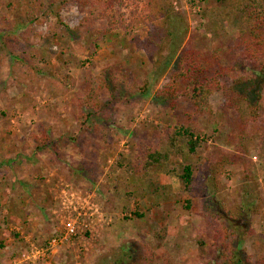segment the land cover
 Returning a JSON list of instances; mask_svg holds the SVG:
<instances>
[{
    "label": "rangeland",
    "instance_id": "374dc122",
    "mask_svg": "<svg viewBox=\"0 0 264 264\" xmlns=\"http://www.w3.org/2000/svg\"><path fill=\"white\" fill-rule=\"evenodd\" d=\"M172 1L182 44L218 52L216 67L250 76L235 49L239 14L226 11L230 0ZM143 2L116 3L124 25L101 40L107 19L82 3L62 7L61 23L47 11L49 3L38 21H29L26 0H0V34L10 31L12 52L0 62V264H111L127 260L123 250L133 252L140 243L154 250L158 264H206L213 257L210 220L219 202L251 207V233L238 244L251 264L264 257V99L259 120L241 139L236 112L220 95L215 116L181 97L174 104L156 98L167 71L157 73V53L141 44L149 31ZM105 66L137 82L150 79L151 90L121 91L87 128L77 98L95 87L108 99V91L93 84ZM65 72L68 87L61 83ZM96 123L104 127L100 133ZM178 123L201 138L197 154L136 173V155L146 146L170 150L166 133ZM220 159L233 162L224 164L221 191L212 196L204 187L213 186L210 169ZM183 161L194 167L193 192L167 171L172 164L180 170ZM77 215L81 232L51 246L50 238ZM163 228L158 240L153 233Z\"/></svg>",
    "mask_w": 264,
    "mask_h": 264
},
{
    "label": "trees",
    "instance_id": "16d2710c",
    "mask_svg": "<svg viewBox=\"0 0 264 264\" xmlns=\"http://www.w3.org/2000/svg\"><path fill=\"white\" fill-rule=\"evenodd\" d=\"M82 3L91 11H98L100 16L107 19L104 29L99 30V39H104L108 31L121 28L123 20H118L120 0H26L27 9L25 18L29 21H38V14L42 13L49 3L48 12L54 15L56 20L61 21L59 10L72 3ZM145 18L149 22V31L141 40V44L150 51L156 52L153 57V68L157 73L167 71L163 85L158 89L156 98L161 97L164 101L173 100V104L179 97L184 98L197 112L206 110L209 115L215 116L218 108L214 98L220 95L226 107L236 112L237 135L243 139L248 127L259 120V114L263 109L264 88V0H230L226 5L228 14H239L238 33L236 34L235 49L239 51V60L250 76L236 73L234 68L224 66L216 67L219 59L218 52H208L198 48L187 47L179 39L181 30L178 29L173 19L172 0H144ZM42 20V19H41ZM10 31L0 34V62H3L10 53L8 46ZM153 56V55H152ZM17 62L21 59L13 56ZM36 66L30 69V74L35 77ZM23 71V68H22ZM235 72V74H234ZM69 74L65 72L61 83L69 84ZM260 78V80H259ZM251 85L244 88V84ZM93 84H99L108 91V99L104 93L91 87L84 95L77 98V114L81 124L91 128L94 116L103 112L111 99H118L121 91L134 94L147 95L151 90L152 81L144 78L143 81H135L129 74L123 71L113 70L111 66H105L97 75ZM28 93L23 98H28ZM97 133L103 130L96 123ZM201 138L191 131L190 126L178 123L170 132L166 133V142L170 150L145 147V151L136 155L134 164L136 173L147 174L152 166L170 161L176 156L188 158L197 154V146ZM260 140L264 143V134H260ZM44 144V143H41ZM228 159H220L213 164L209 174L212 180V196L221 191V177L224 175V164L232 163ZM2 163V162H1ZM180 170L174 164L167 170L173 173L181 182L187 192L196 190L194 167L191 163L181 162ZM222 185V184H221ZM221 203V210L212 213L210 220L213 230L214 246L213 257L206 264H251V258L245 257V251L239 247L238 241L251 233V218L248 211L251 209L247 204H237L235 207H227ZM189 207V204L186 205ZM209 207L206 206L204 214L209 216ZM256 211V209H254ZM142 215V213H138ZM154 231L153 235L158 240L162 239V232ZM123 255L127 260L117 259L111 264H158L154 250L145 243L136 246L133 252L125 248ZM254 264H264V257L255 261Z\"/></svg>",
    "mask_w": 264,
    "mask_h": 264
},
{
    "label": "built area",
    "instance_id": "2783aa9c",
    "mask_svg": "<svg viewBox=\"0 0 264 264\" xmlns=\"http://www.w3.org/2000/svg\"><path fill=\"white\" fill-rule=\"evenodd\" d=\"M78 215L76 218L74 217L69 218L64 225V230L60 234H57L50 238L48 243L51 246H54L58 243L60 244L63 242H68L70 241L71 238H73L74 236H76L78 233L81 232V228H79V225H78Z\"/></svg>",
    "mask_w": 264,
    "mask_h": 264
}]
</instances>
